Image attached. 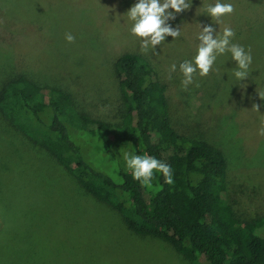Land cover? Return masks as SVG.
<instances>
[{
    "label": "rangeland",
    "instance_id": "rangeland-1",
    "mask_svg": "<svg viewBox=\"0 0 264 264\" xmlns=\"http://www.w3.org/2000/svg\"><path fill=\"white\" fill-rule=\"evenodd\" d=\"M137 2L0 0V86L18 71L42 86L69 92L91 116L118 122L123 104L114 59L125 52L139 54L160 78H168L176 64L177 71L168 78L173 82L167 97L171 122L223 151L224 193L236 214L244 220L263 215L264 136L258 133L264 100L258 92H264V0H219L233 4L235 11L213 25L221 33L231 27L232 43L250 49L249 77L235 78V62L226 53L218 56L206 77L197 74L187 90L181 85L179 64L196 55L200 24H212L206 8L217 0H189L191 9L168 22L181 29L180 37L174 41L167 37L157 46L158 54L151 49L142 52L140 38L130 33L132 22L126 12ZM245 17L247 26L238 23ZM66 33L75 41L69 43ZM254 104L260 105L259 111ZM70 135L86 159H96L101 167L106 155L99 141L81 142L76 137L81 132L73 128ZM0 264L190 262L168 242L129 230L114 208L83 189L0 114Z\"/></svg>",
    "mask_w": 264,
    "mask_h": 264
},
{
    "label": "trees",
    "instance_id": "trees-1",
    "mask_svg": "<svg viewBox=\"0 0 264 264\" xmlns=\"http://www.w3.org/2000/svg\"><path fill=\"white\" fill-rule=\"evenodd\" d=\"M246 17L238 23L247 26ZM113 74L123 104L118 122L91 116L69 92L18 71L0 86V114L83 189L114 208L132 232L168 242L190 264H264V214L239 217L224 193L223 151L171 122L167 97L173 82L132 52L114 59ZM72 128L81 132L76 135L81 142L99 141L106 155L101 167L86 159ZM125 153L170 165L174 183L157 173L151 187L142 186L127 168Z\"/></svg>",
    "mask_w": 264,
    "mask_h": 264
},
{
    "label": "clouds",
    "instance_id": "clouds-1",
    "mask_svg": "<svg viewBox=\"0 0 264 264\" xmlns=\"http://www.w3.org/2000/svg\"><path fill=\"white\" fill-rule=\"evenodd\" d=\"M192 2L189 0H138L127 12L128 19L132 22L130 33L140 38L141 51L147 53L150 49L154 54H158L156 48L171 36L173 41L180 37L181 29L173 28L170 20L176 19V14L190 10ZM235 11L231 3H221L219 0L215 5L206 8L207 16L212 18V24L201 25L202 31L197 39L199 44L196 55L192 60H184L179 64V71L182 73V88L194 83V78L198 74L206 77L212 70L218 56L226 53L231 54L235 62L233 75L239 81H244L249 77V68L252 64V55L239 44L232 43L235 32L231 27H224L222 33L217 31L213 25L218 24L221 19ZM66 40L69 43L75 41L71 33H66ZM177 71V65L172 64L169 69V79L171 73ZM199 85H197L198 87ZM261 100H264V92H258ZM257 111L260 105L254 104ZM259 135L264 136V122L259 129ZM127 168L131 171L134 180L140 182L144 187H151L152 181L157 173L163 174L165 183H174L171 166L162 162L154 156L147 154H124Z\"/></svg>",
    "mask_w": 264,
    "mask_h": 264
}]
</instances>
